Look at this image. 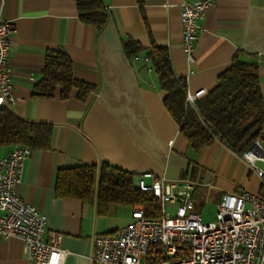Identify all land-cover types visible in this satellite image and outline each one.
Returning <instances> with one entry per match:
<instances>
[{
    "label": "crops",
    "instance_id": "crops-1",
    "mask_svg": "<svg viewBox=\"0 0 264 264\" xmlns=\"http://www.w3.org/2000/svg\"><path fill=\"white\" fill-rule=\"evenodd\" d=\"M191 1L143 0L139 8L136 0H102L108 18L97 31L80 21L73 0H0V18L13 28L8 72L14 102L9 108L22 120L51 126L49 148L31 151L15 191L45 217L48 231L61 235L60 248L67 251L63 264H92L95 237L120 228L114 220L118 205L106 216L97 214V185L88 203L58 198L59 170L89 166L99 171L106 164L134 175L135 184L143 175H150L143 178L146 185L152 178L186 181L194 186L195 210L198 198L208 194L217 204L223 195L261 191L255 174L219 142L199 153L188 146L163 106L165 93L156 76L142 62L129 61L123 50L128 41L143 51L167 49L187 95L208 93L240 54L258 68L264 95V0H215L198 22L188 63L180 7ZM55 50L66 53L76 80L95 87L85 101L74 91L63 100L59 89L51 99L34 96L46 54ZM256 142L264 149V127ZM0 264H29L18 239L0 237Z\"/></svg>",
    "mask_w": 264,
    "mask_h": 264
},
{
    "label": "built area",
    "instance_id": "built-area-1",
    "mask_svg": "<svg viewBox=\"0 0 264 264\" xmlns=\"http://www.w3.org/2000/svg\"><path fill=\"white\" fill-rule=\"evenodd\" d=\"M215 0H194L180 7L182 49L187 62L193 61L198 40V22ZM12 24L0 18V106L12 104L8 72L9 35ZM152 72L145 57H134ZM204 90L186 95L194 107ZM31 151L13 147L0 155V237L18 239L29 264H63L67 251L60 248L61 235L46 229L45 217L16 193L24 162ZM260 181L261 191L223 195L217 203L215 221L204 224L195 210L194 186L186 181L154 179L146 185L143 175L136 188L149 193L157 217L147 218L144 209L134 207L131 222L111 234L96 236L92 264H264V149L254 144L239 157ZM157 256L162 259H156Z\"/></svg>",
    "mask_w": 264,
    "mask_h": 264
},
{
    "label": "trees",
    "instance_id": "trees-1",
    "mask_svg": "<svg viewBox=\"0 0 264 264\" xmlns=\"http://www.w3.org/2000/svg\"><path fill=\"white\" fill-rule=\"evenodd\" d=\"M80 21L100 31L108 14L102 0H73ZM142 8L143 0H136ZM123 50L129 61L145 52L158 88L165 93L163 106L179 128V133L196 153L219 142L242 156L262 136L264 127V95L259 86L258 68L236 54L229 67L217 78L213 89L191 107L186 102V84L174 75L167 49L151 47L148 51L128 41ZM57 89L65 100L74 91L79 101H85L95 87L76 80L72 64L65 52L46 54L42 77L34 96L51 99ZM51 126L22 120L8 104L0 106V150L23 147L30 151L47 150ZM97 178V214L106 216L111 206L142 207L147 218L157 217L155 201L149 193L137 190L134 175L103 164L78 166L59 170L55 176V195L60 199L88 203L94 196ZM156 259H162L157 256Z\"/></svg>",
    "mask_w": 264,
    "mask_h": 264
},
{
    "label": "rangeland",
    "instance_id": "rangeland-1",
    "mask_svg": "<svg viewBox=\"0 0 264 264\" xmlns=\"http://www.w3.org/2000/svg\"><path fill=\"white\" fill-rule=\"evenodd\" d=\"M259 166H264V164H259ZM96 183H95V192H96ZM201 190H199L200 192ZM199 197V196H198ZM217 210V204H215L210 195L208 194L205 198L200 200L198 198V204L196 212L199 214L201 221L204 224L213 223L215 221V215ZM132 209L129 207L118 206L116 214V224L118 228L126 226L130 222ZM113 220V221H114Z\"/></svg>",
    "mask_w": 264,
    "mask_h": 264
}]
</instances>
